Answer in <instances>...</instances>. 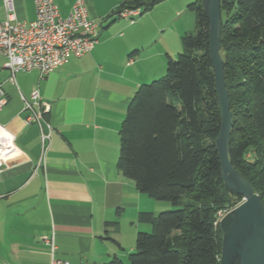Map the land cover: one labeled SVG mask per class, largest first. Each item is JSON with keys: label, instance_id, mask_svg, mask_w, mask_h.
Masks as SVG:
<instances>
[{"label": "crops", "instance_id": "crops-1", "mask_svg": "<svg viewBox=\"0 0 264 264\" xmlns=\"http://www.w3.org/2000/svg\"><path fill=\"white\" fill-rule=\"evenodd\" d=\"M54 1L66 16L75 0ZM83 1L98 30L91 51L70 55L43 78L28 70L11 79L6 59L0 57V126L16 149L6 153L0 167V264H51L53 259L106 264L114 255L122 259L126 249L133 250L131 237L144 224L139 213L159 209L121 175L116 163L128 104L137 88L165 66L159 46L164 25L147 24L156 6L122 26L115 11L125 0ZM13 3L19 21L35 18L33 0ZM4 16L0 0V20ZM34 89L50 104L43 116L52 128L44 152L38 125L25 122L22 97L29 98ZM122 225L130 237L126 245Z\"/></svg>", "mask_w": 264, "mask_h": 264}, {"label": "trees", "instance_id": "trees-1", "mask_svg": "<svg viewBox=\"0 0 264 264\" xmlns=\"http://www.w3.org/2000/svg\"><path fill=\"white\" fill-rule=\"evenodd\" d=\"M163 0H125L150 11ZM196 31L181 36L183 51L167 56L166 72L141 84L119 128L116 167L139 192L176 207L140 212L150 232L135 236L127 264H219L218 212L242 197L223 183L214 140L220 113L209 56V22L202 0L188 4ZM224 81L233 128L230 160L264 205V0H221ZM106 264H125L114 255Z\"/></svg>", "mask_w": 264, "mask_h": 264}, {"label": "built area", "instance_id": "built-area-1", "mask_svg": "<svg viewBox=\"0 0 264 264\" xmlns=\"http://www.w3.org/2000/svg\"><path fill=\"white\" fill-rule=\"evenodd\" d=\"M2 3L5 16L0 20V57L6 59L4 65L10 70L11 79L14 73L28 70L38 71L43 78L64 64L70 55L81 56L91 51L98 41L97 25L88 17L83 0H75L66 16L59 13L54 0H33L35 18L28 22L16 18L13 0H2ZM139 15L140 9L127 7L116 13L118 18L130 23ZM22 99L27 112L25 122L38 125L44 152L52 128L43 116L50 110V104L42 100L37 89L30 93L29 98ZM3 103L1 99L0 107ZM5 147L15 148L12 136L0 126V167L8 157ZM227 211L217 213L219 220ZM50 244L53 250L51 241ZM51 264L68 263L53 259Z\"/></svg>", "mask_w": 264, "mask_h": 264}, {"label": "water", "instance_id": "water-1", "mask_svg": "<svg viewBox=\"0 0 264 264\" xmlns=\"http://www.w3.org/2000/svg\"><path fill=\"white\" fill-rule=\"evenodd\" d=\"M202 4L209 22V56L220 113L214 146L223 183L227 189L242 197V201L219 220L222 232L219 264H264V205L230 160L233 115L223 75L221 0H202Z\"/></svg>", "mask_w": 264, "mask_h": 264}, {"label": "rangeland", "instance_id": "rangeland-1", "mask_svg": "<svg viewBox=\"0 0 264 264\" xmlns=\"http://www.w3.org/2000/svg\"><path fill=\"white\" fill-rule=\"evenodd\" d=\"M162 4H157L153 10L142 12L143 15L150 12L149 18H147V24L154 28V24L157 22L162 25V30H160V39H159V46L165 56V66L163 71L157 75L154 79H159L162 77L166 72V64H167V56L169 55L171 58L176 59L177 55L183 51V46L181 42V36L184 32H192L196 31L195 28V17L194 12L188 8V4L194 2L195 0H163ZM116 22H119L120 25L128 24V22L124 19H119ZM164 28V29H163ZM151 80L150 82H152ZM149 82V83H150ZM155 203H158L159 209H155L154 215H157L160 212L174 210L176 209L175 206L170 204L167 201L155 200L152 198ZM127 228L125 225H122L120 228V233L123 235V242L126 245L128 241H130V237L127 235L126 232ZM145 231L150 232L151 226L149 224H140L139 229L136 231ZM136 236V235H135ZM134 240V241H133ZM131 242L135 244V237L132 239ZM125 257L122 258L123 262L127 264V256L128 253L132 252V250L126 249Z\"/></svg>", "mask_w": 264, "mask_h": 264}, {"label": "bare ground", "instance_id": "bare-ground-1", "mask_svg": "<svg viewBox=\"0 0 264 264\" xmlns=\"http://www.w3.org/2000/svg\"><path fill=\"white\" fill-rule=\"evenodd\" d=\"M6 145L8 144V142L7 141H5L4 142ZM9 146V145H8ZM16 149L15 148H11V147H5L4 148V152H6V153H10V152H13V151H15Z\"/></svg>", "mask_w": 264, "mask_h": 264}]
</instances>
